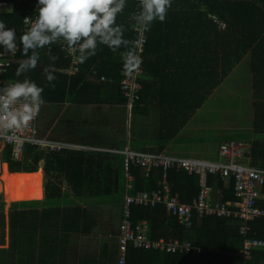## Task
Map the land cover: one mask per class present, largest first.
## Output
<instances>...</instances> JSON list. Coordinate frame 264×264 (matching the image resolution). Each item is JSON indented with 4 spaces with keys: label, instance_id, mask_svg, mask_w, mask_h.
<instances>
[{
    "label": "trees",
    "instance_id": "16d2710c",
    "mask_svg": "<svg viewBox=\"0 0 264 264\" xmlns=\"http://www.w3.org/2000/svg\"><path fill=\"white\" fill-rule=\"evenodd\" d=\"M200 2L201 0H171V8L167 11L165 21L153 22L146 34L147 45L143 55L146 72L144 71L139 82L142 90L128 113L127 104L120 101L123 94L119 88L122 74L120 52L124 49L113 53L107 47L101 46L95 56L79 66L74 76L68 77L61 72L69 68V61L65 59L60 46L53 44L50 48L45 47L40 50L41 59L35 70L16 77L19 62L26 58L19 46V36L24 33L22 21L26 16L31 17L34 14V10L29 5L37 3V0H24L21 4L13 0H0L1 4L11 6V12L0 14V20L5 22L6 27L16 30L20 49L8 72L1 77V87L17 79L23 80L25 76L31 79L44 88L42 96L47 106L42 107L43 114H47L48 107L55 106L52 120L57 122H62L61 107L66 104L100 105L102 107L100 115L110 119L112 129L118 136V140L112 138L109 130H105L104 127L98 128L100 129L98 132H95L96 128L93 127L81 128V130L74 128L69 131H80L89 144L83 143L78 138L58 144L117 151L123 150L127 145L133 152L163 154L168 143L177 137L188 119L209 100L220 85V80L227 77L233 65L230 35L227 30L219 32L216 26L212 35L205 34L202 26L204 21L199 13ZM126 3L127 7L118 15L117 23L125 25L128 29L125 38L132 41L135 34L132 32L134 22L131 21L130 16L134 12L135 4L130 0H126ZM53 55L59 57L54 65L55 88L46 86L47 81L42 71L43 67L50 63L48 58ZM209 59H212L210 72L209 62L208 71L204 67ZM221 64L223 73L219 75L218 67ZM249 71L252 99V136L247 138L246 142L250 147L249 166L264 170V37L251 51ZM101 78L110 79L112 83L100 82ZM103 95L108 99H102ZM65 128L67 127H59L58 133L65 131ZM93 133L106 136H92ZM100 140H110V143L105 146V141ZM125 140H127L126 145ZM4 152L2 163L7 166V173L19 174V167L8 161L10 150L5 149ZM129 166L132 178L130 182L125 178L124 157L114 155L104 169L94 174L44 177L41 184L43 198L29 203L34 204L32 207L24 202H13L4 216L5 204L0 202V247L4 246L1 236H4L5 221H7L9 239L8 247L0 249V264H15L16 255L17 263L25 261L26 264H42L47 262L56 251L62 253L53 259L56 264H71L75 259L81 264H89L93 257L80 260L73 249L65 252L51 247L49 243L53 231L47 224V218L58 213V208L52 207L59 206L58 201L68 196L78 200L84 191L88 194L87 198L96 197V201H99L102 207L113 205L116 216L113 217L112 223L118 224L119 228L124 191L130 187L128 194L131 195L138 192L150 193L156 190L161 179L159 170L146 174L140 167L131 163ZM207 184L212 188L213 203H225L234 199L232 177L221 181L219 177L210 176ZM168 185L172 195L184 205H190L199 194L196 175L189 176L184 172L172 171L168 176ZM259 193L264 196V187ZM257 207L264 212V199L258 200ZM76 209L68 212L81 214L82 220L86 218L92 220L91 228L88 226L81 233L76 232V235L85 237L92 234L95 231L93 227L97 223L93 219L92 212L84 209L76 211ZM133 220L148 221L151 240L187 241L192 245L193 251L188 255H161L130 247L127 264H264V248L256 249L251 259L243 263L239 255L242 248L239 220L195 218L191 228L183 229L178 226L176 219L160 206L152 209L137 208ZM248 228L251 240H264V218L250 223ZM15 240L22 251L15 249ZM62 259L63 261L58 262ZM101 264H116V248L114 252L102 256Z\"/></svg>",
    "mask_w": 264,
    "mask_h": 264
},
{
    "label": "built area",
    "instance_id": "2783aa9c",
    "mask_svg": "<svg viewBox=\"0 0 264 264\" xmlns=\"http://www.w3.org/2000/svg\"><path fill=\"white\" fill-rule=\"evenodd\" d=\"M13 1L17 4L24 2V0ZM130 2L135 4V11H137L138 0H130ZM36 4L31 3L29 5L34 10V14L31 16L32 20L37 15ZM6 7L8 5L0 3V14L4 13ZM22 25L25 32L29 25L24 23V19ZM132 32L135 34V38L132 40L133 45L137 39L143 42L142 46L137 49L142 58V65L138 73L131 77L122 74L119 81V88L123 94L120 100L127 104L128 111H130L141 91L139 82L144 73L143 55L147 45V32L140 34L135 24L132 26ZM58 45L65 59L69 61V68L61 73L72 77L78 72L79 66L82 64L76 58V54H72L65 47ZM19 50L18 48L15 54L0 56V87L2 84L1 77L8 72ZM2 51L3 49L0 48V52ZM101 82L112 83V80L101 79ZM36 118L27 127L18 131L5 133L0 130V148L10 150L9 163L19 165L22 162L23 146L41 145L43 143L38 136ZM248 151L249 149L246 146L229 142L219 146L215 162H208L174 159L164 155L135 154L130 151L129 147H125L119 154L124 157V170L127 181L132 180L130 163L143 169L146 174L159 170L161 179L156 190L150 193L138 192L131 195L128 194L130 187L126 189L122 200L120 232L117 236L116 264H127L128 249L130 247L141 251L157 252L161 255H188L193 251L192 245L187 241L178 239L170 241L151 240L148 221L135 222L133 220L137 208L152 209L157 206L162 207L170 216L174 217L178 226L183 229L191 228L195 218L241 221L239 233L242 238V248L239 255L243 263L248 262L253 251L264 248V240H251L249 238L248 225L259 218H264V212L257 207L258 200L264 199V196L259 193L261 188L264 187V170L241 164L240 160L242 158H248ZM171 171H183L189 176L196 175L198 177L199 194L190 205L181 204L177 197L172 195L168 185V176ZM210 176L219 177L222 181L232 177L234 194L232 201L225 203L212 202V188L207 184V179Z\"/></svg>",
    "mask_w": 264,
    "mask_h": 264
},
{
    "label": "clouds",
    "instance_id": "9594fccd",
    "mask_svg": "<svg viewBox=\"0 0 264 264\" xmlns=\"http://www.w3.org/2000/svg\"><path fill=\"white\" fill-rule=\"evenodd\" d=\"M8 7L11 6L8 5ZM126 7V0H37V15L34 20L28 16L24 18V23L29 27L19 36V46L26 58L19 62L16 77L35 70L41 59L40 50L45 47L50 48L53 44H60L70 53L76 54V58L81 64L85 63L90 57L95 56L101 46L107 47L113 53L124 49L120 52L122 74L131 77L138 73L142 65V58L137 49L142 46L143 42L137 39L133 45L132 41L125 38L128 29L123 23H117L118 15L122 14ZM170 8L171 0H138V9L135 11L134 8L130 19L134 22L140 34H143L150 30L153 22H164ZM0 48L3 49L0 56L15 54L18 50L16 30L6 27L5 22L2 20H0ZM48 59L50 63L44 66L42 71L47 81L46 86L55 88L53 82L56 80L54 75L56 69L54 65L59 57L53 55ZM43 92V87L38 86L26 76L23 80L17 79L14 82H9L6 86L0 87V130L7 133L27 127L38 116L40 109L47 106L43 100ZM38 136L43 143L35 146L49 148L53 153H58L61 150H72V152H96L100 150L99 152L107 153L111 158L114 155H120L119 153L122 151L58 144L49 141L47 137L39 132ZM239 144L243 145L242 143ZM126 147L128 146L126 145ZM246 147L250 148L249 145ZM247 157L248 163L246 166H249V155ZM24 160L27 159H23L21 163ZM181 160L192 161L193 159ZM0 164L4 166L2 157H0ZM20 164L16 165L19 167V172ZM73 176H76V174ZM0 202H2L1 195ZM6 214L7 212L4 209L3 215Z\"/></svg>",
    "mask_w": 264,
    "mask_h": 264
},
{
    "label": "crops",
    "instance_id": "0c3cea01",
    "mask_svg": "<svg viewBox=\"0 0 264 264\" xmlns=\"http://www.w3.org/2000/svg\"><path fill=\"white\" fill-rule=\"evenodd\" d=\"M249 3H248V2ZM200 15L204 21L202 24L203 29H205L206 35H212L214 32V26L217 27L218 31H225L230 35L232 40V68L227 73V77L223 80H220V85L215 89L212 93L209 100L203 105L201 109H199L194 116H192L186 122L185 126L180 130L177 137L170 141L163 152L164 155L172 158H180V159H193V160H201L208 162H215L217 160V152L219 146L222 144H226L229 142L241 143L242 140L240 137L234 136L232 138L226 137L223 134H217L214 136H210L207 140L208 144L212 147H216V153L209 154L203 152V146H197L201 148L200 150L196 149L193 145L187 143V140H191L193 138H198L199 133L197 130V124L195 122V116H199L201 113V125H206L204 121L210 123L208 118L203 116L206 107L211 99H213L214 95H216L223 85L229 80L230 83L231 76L237 74L238 70L241 66L245 64V68L249 71V59L252 49L262 40L264 37V1L260 4H253V0H201L200 4ZM5 13L11 12V7H6L4 9ZM145 54V53H144ZM207 63L204 65L205 70L208 71V62L210 63L209 72L212 68V59H209ZM222 64L218 67V73L221 75L223 73ZM143 67H144V58H143ZM146 72V66L144 68ZM212 74V72H211ZM250 75V71H249ZM251 82V79H250ZM154 88V86H152ZM146 89V88H145ZM155 89V88H154ZM142 90V89H141ZM102 99H108L107 96H101ZM60 108V107H59ZM63 120L62 122L53 121L52 117L54 116V111L56 110L55 106L48 107V112L46 110V116L40 115L41 110L36 118L37 124L38 122L46 121L47 123L43 129V136L47 137L49 141L56 143H67L68 140L79 139L83 143L89 144L88 140L81 134L80 131H69L71 125L74 122L79 121L82 123L81 128H96L94 131L98 132L100 127L106 128L105 130H109L110 136L114 139L118 140L117 134L113 131L112 126L110 124L109 118L101 119V109L100 105L90 106H80V105H69L61 107ZM98 112L99 114H97ZM68 117V119L66 118ZM44 124V123H43ZM67 127L65 131L58 133L59 127ZM78 128V130H81ZM91 132V131H89ZM97 135H105L100 133H93L92 136ZM106 136V135H105ZM198 141V139H197ZM79 146V145H78ZM191 150L199 151L200 156L193 157L191 155ZM100 151V150H99ZM117 151V150H116ZM131 151V150H130ZM133 152V151H131ZM135 154H140L137 152H133ZM188 156H192L193 158H189ZM30 161L29 159H27ZM110 161V160H109ZM108 161V163H109ZM32 162V161H31ZM108 164H106L107 166ZM105 166V167H106ZM104 169V168H103ZM61 176V175H54ZM64 176V175H62ZM87 193L83 191L80 198L75 199L72 196H68L60 201H58L59 206H52L53 208H58V213L52 214L47 218V224L49 228H52L53 235L50 239L51 247H55L56 250H64L67 252L69 249H73L74 254L80 258V260H84L86 257H93L92 261L89 264H101V259L103 255H108L115 251L117 244V229L118 224H112L113 218L109 219L107 226V218L106 214H108L113 207V205H103L96 201V197L87 198ZM43 198L42 190L41 197L39 199L28 200V201H16V202H24L27 206H34V204H29L33 202L40 201ZM77 208V209H76ZM88 210L92 212L93 219L97 223H95L93 229L95 231L88 236H77L76 232L81 233L86 230V228L92 224L90 222L91 219H81L82 215L78 213L68 212L70 210ZM42 210V209H40ZM104 210V211H103ZM103 211V212H102ZM110 216V215H109ZM115 218V217H114ZM109 227V228H108ZM91 228V226H90ZM89 228V230H90ZM109 229V230H107ZM6 228L4 230L5 237L1 236L4 241V246L0 247V249H6L8 247L9 239H8V228L5 233ZM113 237H109L108 233ZM15 238V237H14ZM96 244L100 246L101 250L96 253ZM15 249L18 251H22L15 240ZM57 247H60L57 249ZM55 250V251H56ZM62 253L53 252L52 257L42 264H56L53 259L59 257ZM17 255L15 256V264H26L16 262ZM72 264V263H71ZM73 264H81V262H74Z\"/></svg>",
    "mask_w": 264,
    "mask_h": 264
},
{
    "label": "rangeland",
    "instance_id": "374dc122",
    "mask_svg": "<svg viewBox=\"0 0 264 264\" xmlns=\"http://www.w3.org/2000/svg\"><path fill=\"white\" fill-rule=\"evenodd\" d=\"M264 0H253V4H260ZM248 2V1H247ZM249 3V2H248ZM244 63L241 68L238 70L237 74H234L231 76V82L229 80L223 85L221 89H219L218 93L214 95L213 99H211L208 103V106L206 107V110L203 113V116L208 118L210 123L207 121H204L206 125H201V114L199 116H195V122L197 124V130L199 133V137L193 138L191 140H187L186 142L193 145L197 150L201 149L197 146H203V152L208 153L210 156L211 154L216 153V147H212L208 144L207 140L210 136H214L217 134H223L226 137H240L242 140L243 145H249L247 144V138H249L252 132V99L250 97V75L247 68H245ZM43 113V108L40 109ZM48 112V110H47ZM99 114L98 112H96ZM39 117V116H38ZM43 117H47L46 114H43ZM105 117L101 116V119L103 120ZM47 121V120H46ZM45 120L42 122H38L37 128L38 132L42 133L44 132L45 125L47 123ZM44 123V124H43ZM82 123L79 121L74 122L71 128H81ZM101 128V127H100ZM105 141V146L110 143V140H100ZM124 144H127V140H125ZM126 147V146H125ZM131 148V147H130ZM2 150V147L0 148ZM5 150V149H4ZM4 150L0 154V157L4 158L5 152ZM59 154L54 153V156ZM191 155L193 157L200 156L201 154L199 151L191 150ZM109 156V154H108ZM192 156H188L189 158H193ZM109 161V160H108ZM241 164L243 166H246L248 163V160L243 158L240 160ZM108 164V162H107ZM5 166V172L7 173V166ZM3 166L0 164V168L2 169ZM0 169V172H1ZM100 172V171H99ZM94 174V173H93ZM0 191L1 188H0ZM1 195V201L5 204V212L8 211L9 205L11 203H6L3 199V194L0 192ZM104 211V210H103ZM102 211V212H103ZM110 215V216H109ZM107 218V226L110 218H113L116 216V211L114 208H111L110 212L105 215ZM6 224V231L7 232V221H5ZM113 224V223H112ZM114 227V224H113ZM109 228V227H108ZM109 230V229H107ZM117 234V233H116ZM6 235H4L5 237ZM109 237H113L110 234V231L108 233ZM101 250L100 246L96 244V253H98ZM62 260H59L58 262H61ZM74 262H78L79 260L75 259ZM58 264H65V263H58Z\"/></svg>",
    "mask_w": 264,
    "mask_h": 264
},
{
    "label": "bare ground",
    "instance_id": "6f19581e",
    "mask_svg": "<svg viewBox=\"0 0 264 264\" xmlns=\"http://www.w3.org/2000/svg\"><path fill=\"white\" fill-rule=\"evenodd\" d=\"M43 114V113H42ZM23 159H29L20 164L17 175L5 172V166L0 172V188L6 203L28 201L41 197V178L53 175H90L105 168L109 158L103 152H72L61 150L59 154L49 148L35 145H25L22 151ZM57 158L51 160V158ZM32 161V162H31ZM119 228L117 233H119Z\"/></svg>",
    "mask_w": 264,
    "mask_h": 264
},
{
    "label": "water",
    "instance_id": "95a60500",
    "mask_svg": "<svg viewBox=\"0 0 264 264\" xmlns=\"http://www.w3.org/2000/svg\"><path fill=\"white\" fill-rule=\"evenodd\" d=\"M110 157H111V156H110ZM56 159H57V158H54V157L51 158V160H56ZM26 161H28V160H24V162H26ZM43 178H44V177L41 178V181H42Z\"/></svg>",
    "mask_w": 264,
    "mask_h": 264
}]
</instances>
